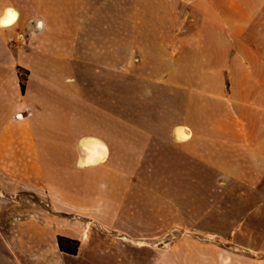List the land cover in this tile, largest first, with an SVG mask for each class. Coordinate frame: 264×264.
<instances>
[{
	"label": "crops",
	"instance_id": "crops-1",
	"mask_svg": "<svg viewBox=\"0 0 264 264\" xmlns=\"http://www.w3.org/2000/svg\"><path fill=\"white\" fill-rule=\"evenodd\" d=\"M177 1L201 14L179 45L192 59V119L173 129L177 146L191 145L194 209L224 220L209 234L264 236V0ZM89 3L0 0V11L19 13L0 28V264H264L207 243L136 240L134 215L120 209L129 153L119 99L115 109L113 89L111 101L80 77L82 66L100 68L98 36L82 53L73 34L83 24L72 12ZM116 38L119 70V29ZM114 42L113 31V69ZM179 126L187 139H176ZM88 138L103 142L106 156L82 165ZM57 236L77 240L76 253L60 251Z\"/></svg>",
	"mask_w": 264,
	"mask_h": 264
},
{
	"label": "rangeland",
	"instance_id": "rangeland-1",
	"mask_svg": "<svg viewBox=\"0 0 264 264\" xmlns=\"http://www.w3.org/2000/svg\"><path fill=\"white\" fill-rule=\"evenodd\" d=\"M72 13L74 21L83 24L73 27L75 40L85 43L80 52L87 53L86 44L96 35L100 49V68L82 66V83L106 99L110 93L111 101L113 89L115 109L119 99L126 123L122 152L130 155L122 157L120 209L134 215L136 240L207 243L232 251L234 258H264V236L209 234L225 226L224 220L198 216L191 145L179 147L173 138L174 126L192 119V59L184 57L179 45L191 38L200 12L177 0H90L87 10ZM113 31L115 69L107 60ZM132 130L142 135L133 136Z\"/></svg>",
	"mask_w": 264,
	"mask_h": 264
},
{
	"label": "bare ground",
	"instance_id": "bare-ground-1",
	"mask_svg": "<svg viewBox=\"0 0 264 264\" xmlns=\"http://www.w3.org/2000/svg\"><path fill=\"white\" fill-rule=\"evenodd\" d=\"M21 118V114H18ZM190 136V133L187 132L182 126H179L175 129V137L177 140H185ZM81 146L86 151V155L81 160L82 165H88L85 163V158H90L92 163H97L98 161H102L106 156V149L101 146V141L95 138H88L85 140L80 141ZM104 145V143L102 142ZM105 146V145H104Z\"/></svg>",
	"mask_w": 264,
	"mask_h": 264
},
{
	"label": "clouds",
	"instance_id": "clouds-1",
	"mask_svg": "<svg viewBox=\"0 0 264 264\" xmlns=\"http://www.w3.org/2000/svg\"><path fill=\"white\" fill-rule=\"evenodd\" d=\"M19 18L18 11L14 10L13 8L9 7L4 9L3 11H0V28H7L12 26ZM36 27L38 29H42L44 27L43 22L39 21L36 24ZM101 146L106 149V146H104L101 142ZM85 163L90 164V158H85ZM79 166V161H78Z\"/></svg>",
	"mask_w": 264,
	"mask_h": 264
},
{
	"label": "trees",
	"instance_id": "trees-1",
	"mask_svg": "<svg viewBox=\"0 0 264 264\" xmlns=\"http://www.w3.org/2000/svg\"><path fill=\"white\" fill-rule=\"evenodd\" d=\"M27 71L24 70L23 72H20V79L23 81L26 78ZM20 82L21 91L23 92V83ZM57 244L60 251L69 253V254H75L78 247V241L72 240L69 238H65L62 236H57Z\"/></svg>",
	"mask_w": 264,
	"mask_h": 264
}]
</instances>
